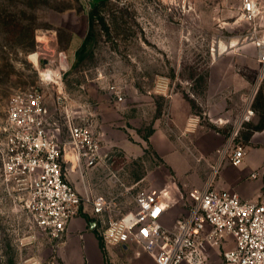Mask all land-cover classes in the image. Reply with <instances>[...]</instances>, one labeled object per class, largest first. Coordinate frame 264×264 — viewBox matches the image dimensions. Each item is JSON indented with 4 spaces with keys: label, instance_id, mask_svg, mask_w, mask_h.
Returning a JSON list of instances; mask_svg holds the SVG:
<instances>
[{
    "label": "rangeland",
    "instance_id": "rangeland-1",
    "mask_svg": "<svg viewBox=\"0 0 264 264\" xmlns=\"http://www.w3.org/2000/svg\"><path fill=\"white\" fill-rule=\"evenodd\" d=\"M101 1L0 0V126L14 95L40 88L39 70L66 62L71 105L94 120L105 157L84 170V178L73 175L79 192L128 190L125 212L134 207L137 191L172 186L183 197L166 216L173 229L189 212L190 191L215 173L218 151L249 103L256 116L235 142L264 147V129L255 130L264 123V69L250 39L255 23L245 17L243 0H106L92 23L90 11ZM250 49L255 55L247 54ZM172 95L190 106L182 127L170 115ZM49 100L52 117L61 119ZM152 135L186 155L166 164L148 139ZM197 144L206 149L199 152ZM195 176L202 186L193 184ZM17 197L0 179V264H58L56 244L33 225ZM81 212L92 216L88 206ZM103 227L96 231L101 239ZM102 244L109 264L112 246ZM131 247L135 260L154 264ZM219 251L206 263L224 264Z\"/></svg>",
    "mask_w": 264,
    "mask_h": 264
},
{
    "label": "built area",
    "instance_id": "built-area-1",
    "mask_svg": "<svg viewBox=\"0 0 264 264\" xmlns=\"http://www.w3.org/2000/svg\"><path fill=\"white\" fill-rule=\"evenodd\" d=\"M243 12L255 23L250 39L264 69V31L260 34L256 22L261 6L257 0H243ZM66 70L62 65L39 70L40 88L14 95L0 126L2 185L9 195L18 196L33 225L56 248L85 205L97 226L104 225L102 239L107 246H137L154 264H205L209 251L223 248L228 238L234 247L223 251L224 264H264V192L256 201H243L237 193L215 186L225 164L240 167L244 163L246 149L235 137L256 116L251 103L219 149L212 166L215 173L203 188L190 191L189 212L172 229L166 225V216L183 198L174 195L172 186L137 191L132 195L134 207L125 212L128 190L107 195L79 192L73 175L84 178V170L102 165L105 157L94 120L71 105L64 85ZM51 72L53 78H48L45 74ZM49 99L61 119L52 117ZM261 176L264 172L254 171L249 179Z\"/></svg>",
    "mask_w": 264,
    "mask_h": 264
},
{
    "label": "crops",
    "instance_id": "crops-1",
    "mask_svg": "<svg viewBox=\"0 0 264 264\" xmlns=\"http://www.w3.org/2000/svg\"><path fill=\"white\" fill-rule=\"evenodd\" d=\"M257 1L262 9V15L258 18L257 23L261 28H264V0ZM254 48L256 49V47ZM248 53L250 55H255L253 50L250 52L247 51V54ZM189 114L190 106L188 103L178 95H172L170 97V115L172 116V121L182 127ZM154 135L150 136L149 139L156 153L162 158L163 162L168 164L177 161L176 157H180L182 153L180 152L181 150H179V147L174 143L166 141L159 142L155 139ZM255 137L256 134L253 135V138ZM195 148L199 152L206 149L203 148L201 144L195 145ZM209 152L210 150L208 153ZM182 154L186 155L185 153ZM228 165L229 164L220 169L215 186L218 189L237 193L243 201L258 200L264 192V177L261 176L257 180H251L249 179V175L254 171H260L261 173L264 172V147H249L246 149L244 163L242 166L237 167L240 169H236L238 170L237 175H232L233 168L235 167ZM193 166L194 169L197 168L196 163H194ZM197 178L198 176L194 177L195 181L193 184H198V187H200L204 183L201 184ZM166 225L171 226V220L166 219ZM97 227V223L92 216L80 212V214L70 223L63 241L58 245L56 250L58 264H107L104 256V248L100 247V242L96 235ZM233 247L234 243L232 239L228 238L227 244L222 250H228ZM108 248L110 256L109 264H126V261H130L128 263L141 264V261L135 260V257L130 253L132 250L131 246ZM118 249H120V251ZM219 252V249L210 250L208 258H212ZM118 253L127 256L129 259L127 258L124 261L122 258L118 257ZM144 255L147 256L146 254ZM147 258L149 257L147 256Z\"/></svg>",
    "mask_w": 264,
    "mask_h": 264
},
{
    "label": "trees",
    "instance_id": "trees-1",
    "mask_svg": "<svg viewBox=\"0 0 264 264\" xmlns=\"http://www.w3.org/2000/svg\"><path fill=\"white\" fill-rule=\"evenodd\" d=\"M105 1H106V0H103V1H101V3H97V4L95 5V7L91 9V11H90V20L92 21V23H94V22L96 21L97 17L99 16V12H98V8H99V6H100L101 4H103V3H105ZM102 20H103V19H102ZM263 129H264V123H262V124L260 123V125H258V126L255 127V130H256V131L263 130ZM148 139H149V138H148ZM148 139H147V140H148ZM96 235H97V238H98V240H99V242H100V247L103 248V244H102V239H101V237L98 235V233H96Z\"/></svg>",
    "mask_w": 264,
    "mask_h": 264
},
{
    "label": "bare ground",
    "instance_id": "bare-ground-1",
    "mask_svg": "<svg viewBox=\"0 0 264 264\" xmlns=\"http://www.w3.org/2000/svg\"><path fill=\"white\" fill-rule=\"evenodd\" d=\"M235 43V42H234ZM65 61H62V63H64ZM63 67H66L67 66V64H66V62H65V64H63L62 65ZM48 78H53V75H54V73L53 72H51V73H46L45 74Z\"/></svg>",
    "mask_w": 264,
    "mask_h": 264
},
{
    "label": "water",
    "instance_id": "water-1",
    "mask_svg": "<svg viewBox=\"0 0 264 264\" xmlns=\"http://www.w3.org/2000/svg\"><path fill=\"white\" fill-rule=\"evenodd\" d=\"M91 4H92V6H94V3L93 2Z\"/></svg>",
    "mask_w": 264,
    "mask_h": 264
}]
</instances>
